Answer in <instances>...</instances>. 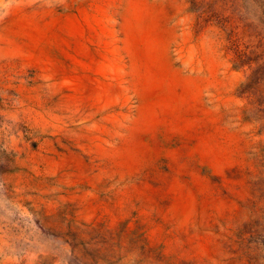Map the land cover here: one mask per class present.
Segmentation results:
<instances>
[{
    "label": "rangeland",
    "instance_id": "rangeland-1",
    "mask_svg": "<svg viewBox=\"0 0 264 264\" xmlns=\"http://www.w3.org/2000/svg\"><path fill=\"white\" fill-rule=\"evenodd\" d=\"M0 264H264V0H0Z\"/></svg>",
    "mask_w": 264,
    "mask_h": 264
}]
</instances>
